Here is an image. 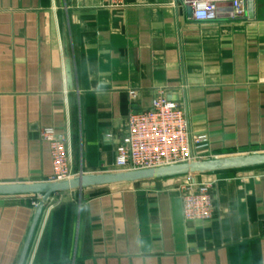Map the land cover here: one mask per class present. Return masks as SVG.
I'll return each mask as SVG.
<instances>
[{
  "label": "crops",
  "instance_id": "0c3cea01",
  "mask_svg": "<svg viewBox=\"0 0 264 264\" xmlns=\"http://www.w3.org/2000/svg\"><path fill=\"white\" fill-rule=\"evenodd\" d=\"M123 1L0 0V184L49 181L45 126L69 134L75 176L114 171L128 115L159 89L208 136L207 159L264 152V0L213 21L181 0ZM212 177L204 222L184 219L181 177L54 194L25 264H264V167ZM40 199L0 197V264H18Z\"/></svg>",
  "mask_w": 264,
  "mask_h": 264
},
{
  "label": "built area",
  "instance_id": "2783aa9c",
  "mask_svg": "<svg viewBox=\"0 0 264 264\" xmlns=\"http://www.w3.org/2000/svg\"><path fill=\"white\" fill-rule=\"evenodd\" d=\"M103 7L121 8L123 0H100ZM192 10L196 21H213L222 4H227L234 17L247 15V0H181ZM130 94L135 96V91ZM41 139L49 144L53 174L49 181H62L74 177L73 154L69 134L54 127L40 129ZM112 140L111 134L105 135ZM210 143L207 135L193 134L185 105L171 101L159 89L151 106L133 111L127 117L126 134L116 147L114 171L148 169L194 160L207 159ZM205 175H207L206 178ZM211 175V176H210ZM180 180L184 219L191 222L209 221L215 216L214 183L212 174L188 175ZM38 202L34 205L37 206Z\"/></svg>",
  "mask_w": 264,
  "mask_h": 264
},
{
  "label": "water",
  "instance_id": "95a60500",
  "mask_svg": "<svg viewBox=\"0 0 264 264\" xmlns=\"http://www.w3.org/2000/svg\"><path fill=\"white\" fill-rule=\"evenodd\" d=\"M255 8V0H247V13L250 18L255 17ZM66 73L68 84L71 86L72 68L69 58H67L66 61ZM257 167H264V152L194 160L148 169L87 174L81 173L70 179L54 182L44 181L36 183L0 184V197L36 195L41 198L36 206L34 217L18 260V264H25L45 204L54 194L72 190H82L89 187L132 184L163 178L215 174L223 171L252 169Z\"/></svg>",
  "mask_w": 264,
  "mask_h": 264
},
{
  "label": "rangeland",
  "instance_id": "374dc122",
  "mask_svg": "<svg viewBox=\"0 0 264 264\" xmlns=\"http://www.w3.org/2000/svg\"><path fill=\"white\" fill-rule=\"evenodd\" d=\"M112 172H113V171H112ZM179 179H181V180H182V179H184V178H183V177H181V178H179Z\"/></svg>",
  "mask_w": 264,
  "mask_h": 264
}]
</instances>
